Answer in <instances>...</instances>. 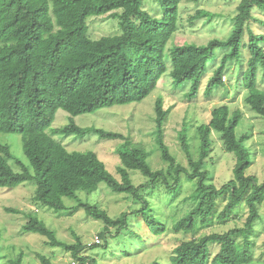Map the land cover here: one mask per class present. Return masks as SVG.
Masks as SVG:
<instances>
[{
	"label": "trees",
	"instance_id": "trees-1",
	"mask_svg": "<svg viewBox=\"0 0 264 264\" xmlns=\"http://www.w3.org/2000/svg\"><path fill=\"white\" fill-rule=\"evenodd\" d=\"M156 1L162 7L160 18L144 10L145 0H0V133L22 137L23 152L29 163L17 162L21 171H15L8 161L15 159L10 148L0 145V189H14L29 182L36 185L35 201L41 206L56 212L83 209L107 227L122 229L128 226L127 214H123V220L113 219L97 205L84 202L79 193L92 194L104 183L114 193L128 194L143 202L145 207L140 213L145 210L148 213L149 204L140 193L144 189H156L159 183L169 191L178 189L181 177L185 176L190 182L197 181L196 190L190 196L196 205L173 225L175 233L190 234L199 225L227 223L242 204L248 207L249 216L244 228L182 242L171 256V264H249L253 257L249 233L261 219L259 208L264 203V183L247 175L253 162L250 148L245 144L248 136H237L242 120L240 110L231 112L226 104L215 107L209 123L198 127L201 139L198 161L192 157L188 126L183 125L179 141L188 155L191 169H187L176 164L165 144L164 126L169 110L163 97L157 99L156 143L163 160L170 164L169 174L175 180L174 185L169 184L167 173L152 170L143 146L126 140L121 133L81 127L73 120L101 109L141 103L157 88L167 72L165 51L178 28L181 0ZM255 8L264 11V0H240L228 38L213 39L204 45L184 44L171 50L174 86L191 84L189 100L199 95L219 53L223 56L206 91L211 94L224 86L223 72L230 62L241 58L243 37L248 23L255 19ZM107 14L118 19L121 33L92 39L88 20ZM210 15L200 11L196 18ZM249 34L250 59L243 74L248 92L246 103L264 119V90L258 87V72L264 73L261 46L264 36ZM59 110L73 118L67 126L53 129ZM214 133L220 136L225 152L236 158L233 179L222 188L207 184L209 172L204 170L213 151ZM53 134L78 138L96 134L103 140L124 141L117 151L121 160L117 169L120 178L109 172L96 153L69 151ZM131 171L141 172L149 184L136 186ZM65 199L78 204L69 208ZM220 199L226 205L218 212ZM7 212L22 213L10 208ZM145 222L157 236L167 231L165 224L154 216L146 215ZM24 229L46 236L53 247L73 251L80 263L85 262V258L78 257L80 244L71 246L59 242L55 231L38 217L30 216ZM240 237L244 243L238 241ZM212 244L220 246L213 259ZM40 257L48 264L44 256ZM10 264H23V255L19 254Z\"/></svg>",
	"mask_w": 264,
	"mask_h": 264
},
{
	"label": "rangeland",
	"instance_id": "rangeland-1",
	"mask_svg": "<svg viewBox=\"0 0 264 264\" xmlns=\"http://www.w3.org/2000/svg\"><path fill=\"white\" fill-rule=\"evenodd\" d=\"M239 3L240 0H181L178 28L168 42L165 51L167 72L148 98L141 103L105 108L94 114L74 118L67 112L59 110L52 128H63L70 124L73 118L74 122L81 127H96L121 133L126 140L143 146L148 153V162L152 170L167 173L169 184L174 185L175 180L169 174L170 164L163 160L156 143L155 106L157 99L163 97L165 108L169 110L164 126L165 144L175 158L176 164L187 169H191L188 155L179 141V132L183 125L188 126L192 157L198 161L201 153L198 127L209 123L211 112L215 107L226 104L231 112L237 110L242 112L237 136L240 138L248 136L245 144L250 148L253 162L247 170V175L257 177L259 183L263 184L264 119L253 112L246 103L248 92L244 87L243 74L248 68L250 59L249 33L264 36V11L256 8L253 10L255 19L247 25L243 37L242 56L226 66L222 75L223 87L214 89L211 94L206 91L210 79L220 64L222 53L218 54L216 63L210 66L199 95L192 100L187 98L191 84L177 88L171 77L173 70L171 50L184 44L204 45L213 39L228 38L235 24ZM144 10L157 18L162 15L161 4L156 0H145ZM200 11L211 15L196 18ZM88 25L89 35L95 40L121 33L118 19L111 14L91 17ZM261 46L264 48V42ZM258 87L264 90L262 70L258 72ZM53 137L69 151L96 153L109 172L118 179L120 178L117 169L121 165V160L117 151L124 141L103 140L96 134H90L84 138L55 134ZM213 138V151L206 161L204 170L209 172L207 184L222 188L233 179L236 158L234 154L225 152L223 142L217 133L213 134ZM0 145L10 148L15 159L8 161L15 171H21L17 162L29 164L23 152L20 135L0 133ZM131 178L136 186L149 184V179L139 171H131ZM196 186L197 181L190 182L182 176L178 189L169 191L162 183H159L154 190L144 189L140 194L149 204L148 213L146 210L140 213L145 207L143 202L136 201L128 194L114 193L104 183L92 194L79 193L84 202L97 205L113 219L123 220V214H127L128 226L122 229L115 226L107 227L103 222L89 217L83 209L56 212L41 206L35 201L36 185L29 182L14 189H0V264H10L19 254L23 255V264H44L40 256H44L48 264L79 262L73 251L53 247L46 236L26 232L24 228L29 223L30 216L38 217L54 230L59 242L71 246L80 244L82 249L78 257L85 258V262H79V264H171L170 258L175 248L182 242L199 240L211 234H223L245 227L249 209L242 204L237 214L227 223L215 222L212 225H199L196 231L190 234L175 233L172 229L173 225L185 217L196 205L190 199ZM64 201L69 208L76 207L78 204L77 201L71 199ZM218 202V212H221L226 201L220 199ZM8 208L22 213L7 212ZM259 212L261 219L255 223L254 229L249 233L253 250V257L249 264H264V203L260 206ZM146 215L154 216L165 224L166 233L158 236L153 234L145 222ZM96 235L101 236L102 245L88 247ZM238 241L244 243V238L240 237ZM210 248L211 259H213L219 252L220 246L212 244Z\"/></svg>",
	"mask_w": 264,
	"mask_h": 264
},
{
	"label": "built area",
	"instance_id": "built-area-1",
	"mask_svg": "<svg viewBox=\"0 0 264 264\" xmlns=\"http://www.w3.org/2000/svg\"><path fill=\"white\" fill-rule=\"evenodd\" d=\"M100 245H102V238L100 235H96L88 247L100 246ZM72 264H79V262L73 261Z\"/></svg>",
	"mask_w": 264,
	"mask_h": 264
}]
</instances>
